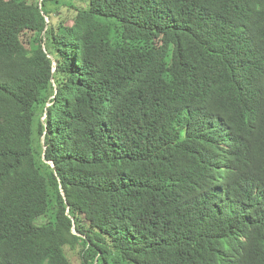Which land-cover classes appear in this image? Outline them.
Wrapping results in <instances>:
<instances>
[{
  "label": "trees",
  "instance_id": "1",
  "mask_svg": "<svg viewBox=\"0 0 264 264\" xmlns=\"http://www.w3.org/2000/svg\"><path fill=\"white\" fill-rule=\"evenodd\" d=\"M0 264H264V0H0Z\"/></svg>",
  "mask_w": 264,
  "mask_h": 264
},
{
  "label": "rangeland",
  "instance_id": "2",
  "mask_svg": "<svg viewBox=\"0 0 264 264\" xmlns=\"http://www.w3.org/2000/svg\"><path fill=\"white\" fill-rule=\"evenodd\" d=\"M49 105V104H48ZM45 114L41 117L42 118V120H45ZM45 209V206L42 204V205H40V206H34L33 207V210H34V212L35 213H37V214H39V215H43V213H44V210Z\"/></svg>",
  "mask_w": 264,
  "mask_h": 264
}]
</instances>
